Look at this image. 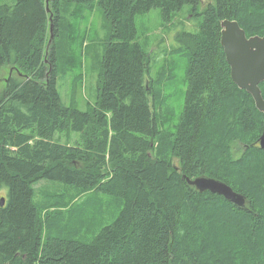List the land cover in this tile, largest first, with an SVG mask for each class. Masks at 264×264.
Instances as JSON below:
<instances>
[{
	"label": "trees",
	"instance_id": "obj_1",
	"mask_svg": "<svg viewBox=\"0 0 264 264\" xmlns=\"http://www.w3.org/2000/svg\"><path fill=\"white\" fill-rule=\"evenodd\" d=\"M204 3L0 0V264H264V113L232 82L220 45L225 19L264 36V0ZM186 8L197 26L177 24L170 53L186 58L187 85L168 132L157 114L166 73L152 74L150 38L135 21L159 10L171 22ZM94 11L107 37L95 102L80 111L81 75L69 105L58 88L59 75L82 68L64 25ZM58 133L77 138L61 144ZM201 177L245 206L186 181Z\"/></svg>",
	"mask_w": 264,
	"mask_h": 264
},
{
	"label": "rangeland",
	"instance_id": "obj_2",
	"mask_svg": "<svg viewBox=\"0 0 264 264\" xmlns=\"http://www.w3.org/2000/svg\"><path fill=\"white\" fill-rule=\"evenodd\" d=\"M211 0H209L210 2ZM208 0H205L206 4ZM75 8L72 7L69 13H74ZM84 19L78 23L75 20V16L71 19L66 20L64 27H66V33L76 34V43L72 47V53L77 62H82V68L77 69L75 73L66 72L65 76H58V88L61 82V98L66 105L70 103V85L74 81L73 74H80V85L78 88L79 93L76 95L75 107L80 111H86V109L93 105L96 99V79L99 70V64L103 55V40L107 37V31L101 26V14L84 12ZM73 16V15H71ZM188 9L182 10L177 14L175 20L171 22L164 21L160 16L159 10H152L147 14L136 17V28L139 35H148L150 38L151 47V68L152 74L158 70L163 69L164 74L163 85L161 86L162 94L166 100L162 104L161 110L157 109V114L161 130L174 132L176 129L180 113L184 104V96L186 92V58L180 55H173L170 50L175 47L174 35L180 31L183 27L177 26L178 22L182 21L184 17L187 18L185 23L184 31L193 32L196 30L197 20H188L190 18ZM100 17V18H99ZM51 22H49L48 29L52 28ZM73 27V29L71 28ZM72 29L74 32H69ZM76 30V31H75ZM82 38L85 42L81 45ZM8 70L3 71L0 79L6 78ZM168 77H170L168 79ZM2 86L0 82V87ZM155 106H157L155 104ZM151 108L154 109L153 102L151 101ZM156 111V109H155ZM162 117V118H161ZM77 138L76 135L66 133L56 134L55 140L61 144L71 145L73 140ZM237 151L235 148L234 152ZM39 183L35 187L36 193L39 195L40 186ZM7 190L0 191V198H4Z\"/></svg>",
	"mask_w": 264,
	"mask_h": 264
},
{
	"label": "water",
	"instance_id": "obj_3",
	"mask_svg": "<svg viewBox=\"0 0 264 264\" xmlns=\"http://www.w3.org/2000/svg\"><path fill=\"white\" fill-rule=\"evenodd\" d=\"M220 25V45L230 68L231 80L240 90L249 94L255 108L264 113V100L259 89V85L264 83V36L247 38L236 21L224 20ZM259 147L264 150V130L259 138ZM186 181L200 193L216 194L237 207L245 206L244 197L220 181L204 177ZM4 202L5 199L0 198V207H3Z\"/></svg>",
	"mask_w": 264,
	"mask_h": 264
},
{
	"label": "bare ground",
	"instance_id": "obj_4",
	"mask_svg": "<svg viewBox=\"0 0 264 264\" xmlns=\"http://www.w3.org/2000/svg\"><path fill=\"white\" fill-rule=\"evenodd\" d=\"M225 20H228V19H225ZM224 21V20H223ZM221 24V23H220ZM220 27H221V25H220ZM264 84V83H263ZM40 208V207H39Z\"/></svg>",
	"mask_w": 264,
	"mask_h": 264
}]
</instances>
